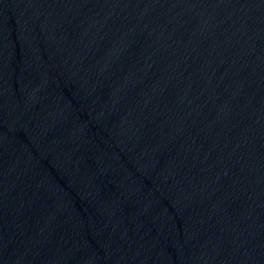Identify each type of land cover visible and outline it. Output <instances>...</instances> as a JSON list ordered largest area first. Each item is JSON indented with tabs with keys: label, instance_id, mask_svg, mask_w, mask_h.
I'll return each mask as SVG.
<instances>
[{
	"label": "water",
	"instance_id": "obj_1",
	"mask_svg": "<svg viewBox=\"0 0 264 264\" xmlns=\"http://www.w3.org/2000/svg\"><path fill=\"white\" fill-rule=\"evenodd\" d=\"M0 264H264V0H0Z\"/></svg>",
	"mask_w": 264,
	"mask_h": 264
}]
</instances>
